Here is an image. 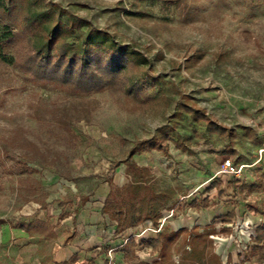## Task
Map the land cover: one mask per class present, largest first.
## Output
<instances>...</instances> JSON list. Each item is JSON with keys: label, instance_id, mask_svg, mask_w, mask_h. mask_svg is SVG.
I'll list each match as a JSON object with an SVG mask.
<instances>
[{"label": "rangeland", "instance_id": "rangeland-1", "mask_svg": "<svg viewBox=\"0 0 264 264\" xmlns=\"http://www.w3.org/2000/svg\"><path fill=\"white\" fill-rule=\"evenodd\" d=\"M7 7L0 33L20 32L31 15L44 13L48 26L68 30L65 43H80L87 29H97L145 62L134 68L138 94L108 90L80 96L32 83L9 62L11 49L3 46L2 221L20 225L32 217L24 215L26 207L45 197L38 170L71 182V195H89L112 180L120 200L130 190V177L118 172L120 165L109 168L134 145L133 157L143 167L135 176L142 194L165 193L177 208L194 190L191 195H202L218 176L228 177L226 209L242 203L264 219V0H9ZM40 33L31 23L28 42L41 39ZM184 104L229 131L214 130ZM157 140L167 152L150 149ZM226 161L235 174L222 171ZM243 172L257 180L238 203L231 192ZM224 191H213L207 207L216 206ZM188 207L199 215L186 203L184 214Z\"/></svg>", "mask_w": 264, "mask_h": 264}, {"label": "crops", "instance_id": "crops-1", "mask_svg": "<svg viewBox=\"0 0 264 264\" xmlns=\"http://www.w3.org/2000/svg\"><path fill=\"white\" fill-rule=\"evenodd\" d=\"M134 155L131 160L143 172ZM116 167L118 172L130 177V185L134 171L127 168L125 162H120L113 169ZM38 171L42 175L40 184L44 187L45 197L26 207L24 215L32 214V217L20 225H11L0 219V254H6L0 258V264H154L159 260L160 251L150 241H157L166 231L176 233L197 229L199 233H204L208 228L213 232L208 238L212 241V253L218 257L219 264H264V242L255 240L257 229L264 225V219L248 212L242 203L235 204L229 211L226 209L228 177L218 176L207 192L189 196L191 198L182 200L177 208L168 204L172 207L161 209L154 221L146 219L138 224L156 225L166 212L173 210L172 217L166 220L158 234L138 243L132 240L124 243L123 237L136 226L121 228L102 212L104 200L114 186L112 180L111 185L107 181L100 182L89 195H71L69 192H74L71 182L49 172ZM236 180L233 183L234 193L231 194L240 203V198L244 199L242 197L247 191L254 188L257 176L243 172ZM223 190L226 196L223 197L222 193L216 206L207 207L211 204L213 191L220 193ZM252 195L254 198L260 196L259 193ZM184 203L188 206L193 204L199 215L189 207L184 214ZM180 243L179 236L172 248L171 264L181 261L183 249L190 251L188 245L180 247ZM195 264H207V261L202 259Z\"/></svg>", "mask_w": 264, "mask_h": 264}, {"label": "trees", "instance_id": "trees-1", "mask_svg": "<svg viewBox=\"0 0 264 264\" xmlns=\"http://www.w3.org/2000/svg\"><path fill=\"white\" fill-rule=\"evenodd\" d=\"M9 0H0V14L7 11ZM57 9L59 6L54 5ZM49 15L35 13L27 21V26L20 32L8 28L0 33V58L5 60L2 53L3 46L11 49L8 58L22 73L28 74L32 83L39 85H53L67 89L71 94L87 96L103 91H135L139 93L137 81L134 79V68L144 64L145 60L140 53L126 45L116 43L107 34L97 29H87L80 43L69 44L64 42L68 30L59 25L48 26ZM83 24H88L80 20ZM31 23L40 30V37L36 42H28L31 32ZM24 44H27L24 46ZM56 47V49H55ZM56 52H55V51ZM194 117L205 121L216 131L228 132L229 129L207 118L204 111L183 105ZM150 149L167 152V145L162 141L149 145ZM138 151L135 145L128 151L125 162L127 168L132 169L130 190L120 200L113 194L111 188L103 203L102 212L117 222L121 228L135 227L144 220L154 221L161 209H170L169 197L165 193L142 194L139 190L140 180L136 174L142 169L131 160ZM117 164L111 165L110 170ZM111 185V180H107ZM2 221H0V224ZM212 231L209 228L204 233L197 229L192 231L164 232L157 241H150L159 248V260L154 264H171L172 248L178 237H181L180 247L188 245L190 251L183 249L181 261L178 264H195L202 259L207 264H219L218 257L212 253V241L208 238ZM257 242H264V225L256 232ZM177 252L175 249H173ZM179 250V249H178Z\"/></svg>", "mask_w": 264, "mask_h": 264}, {"label": "built area", "instance_id": "built-area-1", "mask_svg": "<svg viewBox=\"0 0 264 264\" xmlns=\"http://www.w3.org/2000/svg\"><path fill=\"white\" fill-rule=\"evenodd\" d=\"M260 152H264V148L261 149ZM222 171L228 172L230 174H235V172H236V171H234L233 167L230 165L229 161H226L223 164V170ZM194 191H196V190H194ZM192 193H190L189 196H191ZM181 200H183V199H181ZM173 212H174L173 210H169L168 212H166V214L157 222L156 225H152V224L145 225V224H143V225H138L135 228L131 229L130 233L123 237L124 243H126L129 240H132L135 243H138L142 239H148L151 236L158 234L162 230L163 226L165 225L166 220L169 217H172ZM110 252L111 251H109V254H110Z\"/></svg>", "mask_w": 264, "mask_h": 264}]
</instances>
